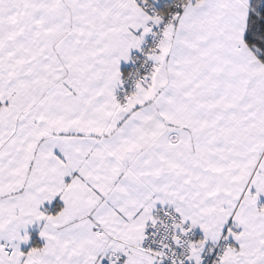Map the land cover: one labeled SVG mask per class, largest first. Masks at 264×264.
<instances>
[{
    "label": "snow or ice",
    "instance_id": "snow-or-ice-1",
    "mask_svg": "<svg viewBox=\"0 0 264 264\" xmlns=\"http://www.w3.org/2000/svg\"><path fill=\"white\" fill-rule=\"evenodd\" d=\"M0 264H264V0H0Z\"/></svg>",
    "mask_w": 264,
    "mask_h": 264
}]
</instances>
